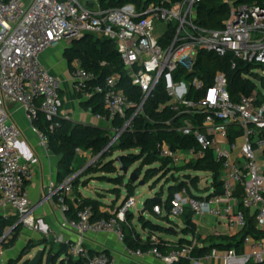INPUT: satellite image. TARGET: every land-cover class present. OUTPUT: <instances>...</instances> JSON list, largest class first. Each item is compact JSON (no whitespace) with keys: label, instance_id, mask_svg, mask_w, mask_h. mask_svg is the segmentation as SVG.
<instances>
[{"label":"built area","instance_id":"1","mask_svg":"<svg viewBox=\"0 0 264 264\" xmlns=\"http://www.w3.org/2000/svg\"><path fill=\"white\" fill-rule=\"evenodd\" d=\"M201 1L180 0L171 4L156 0L143 10H136L133 4L100 9L97 4L89 8L78 0H0V214L12 212L23 227L35 231L43 224L34 218L25 190L33 172L18 149L21 130L10 121L5 104L12 102L22 109L39 145L49 151L47 134L33 126V121L40 112L49 129L57 127L55 118L61 115L63 100L59 81L46 70L39 56L52 45L70 43L92 33L112 42L132 84L141 92L138 103L129 99L116 88V75L92 86L94 74L82 68L77 60L71 62L73 93L85 101L95 94L102 97L106 114H94L95 117L108 124L116 117L125 120L123 128L112 136L113 142L131 126L133 118L142 112L145 101L163 80L170 98L167 104L185 115L177 131L192 136L195 146L171 149L160 143L159 156L169 160L170 166L181 167L204 158L211 151L220 164L219 192L209 178L205 181L209 189L206 196L192 195L182 188L173 194L171 216L180 217L188 210L193 220L206 216L241 230L246 227L248 212L254 215L256 226L264 229V96L260 97L256 87L248 95L232 100L226 76L221 71L214 74L210 84L197 76L188 83L172 81V74L178 69L193 71L199 51L217 56L230 51L237 60L264 64V7L235 6L232 0H222L230 7L229 18L222 29L206 30L194 22L195 6ZM189 87L198 94L197 98L187 97ZM128 110L133 113L125 118ZM88 111L92 113L90 108ZM197 118H201L200 123H193ZM83 154L76 149V157ZM52 191L58 195L64 212V198L72 192L70 178H65ZM134 206L135 200L131 197L119 204L109 217L97 219L93 218L92 206L78 209L75 219L61 222L62 228L73 230L80 238L76 244L66 242L68 253L73 258H83V264H115L109 254L89 255L81 247V240L88 234L114 233L122 242L121 223ZM152 212L161 215L164 210L156 204ZM154 239L152 236L151 240ZM56 242H61V238ZM197 246L199 243L193 236L188 243L164 255L156 249L147 253L164 264H173L182 258L192 264H264V238L246 235L241 252L211 248L195 259L191 254ZM127 254L138 257L144 253L128 249Z\"/></svg>","mask_w":264,"mask_h":264},{"label":"trees","instance_id":"2","mask_svg":"<svg viewBox=\"0 0 264 264\" xmlns=\"http://www.w3.org/2000/svg\"><path fill=\"white\" fill-rule=\"evenodd\" d=\"M89 1V0H88ZM156 0H95L89 1L86 7L94 8L97 4L100 9L116 8L126 4H133L136 10L145 9L150 3ZM180 0H167L168 3H176ZM235 6L240 4L258 5L264 7V0H232ZM230 7L222 0H202L195 6L194 22L198 27L206 30H220L224 26V22L229 18ZM171 31H169L170 34ZM64 57L69 64L73 60H77L82 68L94 74V80L91 85L103 84L105 79L109 76L116 75L117 83L116 88L123 91L129 99L138 103L141 100L140 90L131 82V78L124 66L118 52L114 48L111 41L108 39L98 37L92 33H86L78 39H73L68 48L64 51ZM235 67L232 68V64ZM259 66L264 70V64L246 63L241 60L235 59L232 52L228 51L223 56H217L212 52L199 51L196 56V61L192 72L178 69L172 74V81L188 83L193 76H197L204 80L205 83H212L214 74L221 71L225 74L227 79V88L232 100H237L241 95H248L256 88L253 78H259L253 73V67ZM264 86V79L259 78ZM198 94L195 93L192 87H189L187 97L189 99L197 98ZM170 100L165 90L164 81H159L151 96L145 101L143 110L137 114L131 126L121 132L115 143L106 147L110 142L115 132L121 130L124 126L125 120L116 117L107 128L96 127L92 125H84L75 122L63 115L57 116V127L49 129V123L45 120L44 116L38 112L37 119L33 121V126L44 131L48 137V149L56 157L58 180L62 181L72 174L73 162L76 158V149L83 152H88L91 158H98V165L96 167H89L85 170L84 175L92 173L112 174L117 172L113 164L111 155L114 150H136V153L121 155L122 165L129 168L132 164L139 162V166L134 170L139 176L142 168H146L143 180L148 182L153 178L165 179L170 181L167 189V198L165 201L154 202L147 200L146 204L152 207L156 204L162 206L164 210L163 219H168L171 216V202L173 194L182 188H186L192 195H194L185 180H189L193 187L197 184L198 172L209 174V179L212 181L213 187L216 192L220 189V175L221 167L219 162L215 161L212 152L207 151L204 158L197 159L190 162L185 166L173 167L170 166V161L161 158L158 153V144L165 143L171 149H186L195 146V141L192 136H186L177 131L185 118L184 114H178L177 111L172 109L167 103ZM261 99H259L260 101ZM87 109L90 108L93 114H106V110L102 103L100 94H95L92 99L84 102L83 104ZM133 110H128L125 118H129ZM201 118L193 120V123H200ZM233 135L230 136L232 138ZM109 157L108 160L103 161L104 158ZM194 172V175L186 172ZM182 173V181H179V175L174 173ZM103 174L98 175L100 178L107 179ZM167 178V179H166ZM116 183L117 178H110ZM74 185H72L73 188ZM136 184L127 181L124 184L126 195L120 204L126 202L129 198L134 197V190ZM112 191H117L114 188ZM160 197V196H157ZM58 199V195H56ZM102 202L99 199L85 198L79 193L75 194L74 200L70 201L67 197L64 198L63 205L65 207V215L67 219L72 220L76 218L78 209L84 206H92L93 218L109 217L111 213H102L100 206ZM184 228V234H194L195 224L192 222V213L188 210L181 216ZM247 224L246 227L238 230L233 235L218 234L206 236L202 242L208 241L210 246L200 247L197 246L193 249L191 256L199 259L211 248H218L221 250L234 249L236 252H241L243 249V238L246 235H251L256 238H264V229L256 226L254 215H249L246 212ZM16 216L4 217L0 214V240L4 236L6 229L11 228L17 232L21 225L14 226ZM140 223L144 229H147L149 236L143 240L132 224V214L128 212L126 221L121 223L123 231L122 243L129 250H140L142 253H147L150 250L156 249L160 254L164 255L171 249L177 248L182 244L189 242L187 239H181L177 242L169 241L161 236V234H171L175 230L166 228L159 224H154L149 220H145L141 215L139 217ZM152 235L155 239L151 240ZM13 243V241H11ZM10 243V244H11ZM6 245L4 239L1 240L0 250ZM69 244H59L57 252L54 253L51 249L47 254V259L51 254L54 257L51 262L46 264H56L58 259L62 258L59 264H83V258H73L68 253ZM105 253L106 251L94 253L88 251L89 255ZM28 264V260L24 262ZM173 264H192L187 258H182ZM256 264V263H252Z\"/></svg>","mask_w":264,"mask_h":264},{"label":"crops","instance_id":"3","mask_svg":"<svg viewBox=\"0 0 264 264\" xmlns=\"http://www.w3.org/2000/svg\"><path fill=\"white\" fill-rule=\"evenodd\" d=\"M78 1L84 6H86L87 2L89 1L95 2V0ZM69 45L70 43L67 41L57 43L47 48V52L43 55L41 53V55L39 56V59L46 70L52 71L51 75L59 81L60 95L63 100V105L60 113L64 117H67L75 122H79L84 125L107 128L109 127V124L103 120H98L93 113L89 112L88 109L83 105L86 101L82 98H79L72 91V80L70 76L71 64H69L64 57V51L69 47ZM59 64L65 65L63 73H58V71H56V68ZM15 110H17V112L19 113L22 109L19 106H16ZM10 121L15 123L21 130V136L18 140V149L20 154L22 155V159L30 164L33 172L32 179L27 181L25 184V190L28 194L30 206L33 208V215L35 219L42 220L43 224L42 226H40V231L22 228L18 232V235L16 232V237L14 238L12 245L4 246L0 250V264H8L9 261L17 260L21 249L30 241H35V243L37 244H45V246L48 245L49 249H51L52 247L50 245V243H52L51 241L54 242L53 245L56 246L57 249L59 244H66V242L76 244L80 241L79 236L73 230L61 227V222L67 219V217L62 211V204L58 201V199H56V194H52V190L56 189L64 181L58 180V157H56L51 151L44 150L39 145L37 135L31 129L30 124L23 120V118H14L10 115ZM87 155L88 159H90V155L87 152H84V154L80 157L87 158ZM87 175V177H93L89 182L94 181L95 179L101 180L98 175ZM107 179L109 180L110 178ZM182 180L183 179H179V181ZM185 182L187 183L191 192L195 190L191 186L189 180H185ZM120 184L121 188L125 191L124 184H122V182ZM116 188L117 191H112V194L115 197L113 198L107 196L108 202H105L104 199H106V195H104L100 191L105 190L109 192L110 189H105L102 187H91L89 188V190L88 187L79 182L75 183V186H73L72 188V192L67 194L66 197L70 201H73L75 194L79 193L85 198L99 199L100 202H102L99 208L100 211L102 213H111L121 203L126 195V191L124 195H121L122 190L118 187ZM199 188L200 186L196 190H199ZM204 188L207 190L206 182L204 184ZM84 190H86V192H88V190L92 191V193L97 196L92 197L91 195L84 193ZM157 196H160L162 201H165L167 198V191L165 197L162 193L154 195V197ZM147 200L152 199L147 198L144 201L143 209L137 212L136 217L141 231L137 228L138 225L135 223L136 219L134 213L130 212L132 214V224L143 240H146L147 236H149V232L147 229L143 228L142 224L140 223L139 217L141 215L144 217L147 212L157 216L164 223V225L161 226L175 230L171 234H161L163 238L173 242H177L181 239L189 240L193 236H196L197 242L199 243L200 247H208L210 246L208 241L202 242V240L206 236L218 234L233 235L238 231H233L232 227L226 225V223L222 220L209 219L208 217L203 216L201 218H196L195 220L191 219L195 224V233L193 235L190 233L184 234L183 228L185 226L181 216L175 217V220H172L171 216L168 219H163L162 216L164 215V212H162L161 215L154 214L150 208L151 206L146 204ZM1 215L4 217L15 216L14 213L8 211L1 212ZM228 229H230L231 232L227 231ZM47 230L49 236H45V234H47ZM40 232H42L44 236ZM152 236L156 237L155 235ZM60 238L61 242H56V240H59ZM81 247L87 251H91L94 253L106 251L114 259L115 264H164L160 259L149 253H144L142 256L138 257H130L127 254L128 249L114 233L88 234L81 240Z\"/></svg>","mask_w":264,"mask_h":264},{"label":"rangeland","instance_id":"4","mask_svg":"<svg viewBox=\"0 0 264 264\" xmlns=\"http://www.w3.org/2000/svg\"><path fill=\"white\" fill-rule=\"evenodd\" d=\"M160 30H163V29H160ZM160 30H156V32L157 33H162V31H160ZM47 50L48 49L44 50L42 52V55L44 53H46ZM64 66H65L64 64L63 65L59 64L57 66V68H56V71H58V73H63V70L65 69ZM252 71L259 78L261 77L262 79H264V70H262V68H260L259 66H255V67H253ZM48 72L50 74H52V71L48 70ZM53 73H54V71H53ZM259 78L255 77V78H253V80H254V82L256 84V87H257V89L259 91L260 97H262V96H264V86H262V81H260ZM16 106H18V105L15 104V103H12V102H7L5 104V108H6L7 112L9 113V115H11L14 118L21 117V119L23 118V120H25L27 123H29L25 119V116H24L22 110L19 113L17 112V110H15ZM113 143H115V141ZM136 152H137L136 150H124V151H122V150H114V152L111 155V159L113 161V164L116 167V171L117 172L112 173V174L111 173L110 174H108V173L107 174L99 173V174H103V176H106L107 178H117V176H118V179L116 181L117 182L120 181V182H122V184H125L128 181L129 173L134 171L139 166L140 163L136 162V163L132 164L128 168V175H124L122 172L119 171L118 164L115 162V158L117 156L127 155V154H131V153H136ZM89 158L90 159H88V155H87V158L86 157L85 158L84 157H80V158L76 157L75 158V161L73 162V166H72V174L69 176L71 185H74L75 183L81 182L83 185L88 187V189L91 188V187H102V188H105V189H110L111 192L109 190H108L109 192H107L105 190L104 191L103 190L100 191L104 195H106V199H104L105 202H108L107 201L108 200L107 196L113 197V198L115 197L112 194V190L114 188H116V187L120 188L122 190L121 191V195H124L125 191L121 188V184L119 185V183H116L112 179L108 180V179L100 178L101 180L95 179L94 181L89 182L90 179L93 178V177H87L88 175H84L83 176V174H84V172H85V170L87 168L96 167L98 165V161H99L98 158H96V157H94V158L89 157ZM108 158L109 157L104 158L103 161L108 160ZM145 169L146 168H144V167L142 168V171H141V173L139 175L140 179H143V175H144ZM174 173L176 174V176L180 175L179 178L182 179L183 172L182 173L180 172L179 174L176 173V172H174ZM186 173H190L191 175H194V172H191V171L190 172L188 171ZM92 174H95L94 176L99 175V174H96V173H92ZM197 175L199 177L196 179L197 180L196 186L193 187V185H191L195 189V190L192 191V193L194 195H198V196H206L207 194H209V189L206 190L204 188V184H205L206 179L209 177V174L208 173H204V172H198ZM170 183H171L170 181H166L165 179H161L160 178V180H159V178H153V179H150L148 182H146L142 186H139V185L136 184V188L134 190V195H133L134 196L133 199L135 200V206L130 209V212L134 213L135 219L137 217V212L141 211L143 209V203H144V201L147 198H151L152 199V198H154L155 194H159V193H162L163 196L165 197L166 191H167ZM199 186H200L199 190H196ZM80 188H81V186H80ZM89 190H88V192H86V190H84L83 192L87 193L88 195H91L92 197H96L97 196V195H94L92 193V191H89ZM144 217H145V220H149L150 222H152L154 224L164 225V223L157 216H155L153 214H150V213L147 212ZM208 218L212 219L210 217H208ZM171 219L175 220V217L171 216ZM135 223L138 225L137 228L141 231V228H140V225L137 222V219L135 220ZM22 228H25V227H23L21 225L20 229H22ZM20 229L17 231V235H18V232L20 231ZM232 230L233 231H237L236 228H232ZM227 231L231 232L230 229H228ZM40 233H42V232H40ZM4 235H5V238H4L5 244L6 245H8V244L12 245L11 241H13L14 238L16 237V232L13 229L8 228L4 232ZM42 235H43V233H42ZM45 236H49V233L45 234ZM51 242L52 243H50V245L52 246V249H53L52 251L54 253H56L57 252V247L53 245L54 244L53 241H51ZM38 245H40V246H38ZM38 250H44V255H43V258H42V264H46L47 254L49 252V246L48 245L45 246V244H37V243H35V241L28 242L26 244V246H24L21 249L17 260L9 261L8 264H24V262L26 260L29 261V259L32 258L36 254V252ZM22 258H23V260H22ZM56 264H59V262L57 261ZM250 264H252V263H250Z\"/></svg>","mask_w":264,"mask_h":264},{"label":"water","instance_id":"5","mask_svg":"<svg viewBox=\"0 0 264 264\" xmlns=\"http://www.w3.org/2000/svg\"><path fill=\"white\" fill-rule=\"evenodd\" d=\"M112 142H113V139L110 140V142L107 144L106 147H109L112 144ZM115 162L118 164L119 171L122 172L124 175H128V168L122 165L121 156H117L115 158ZM128 180L139 186H142L145 184V181L143 179H140L139 176L135 173V171H132L129 173ZM152 201L161 202L162 199L160 197H154L152 198ZM18 225H21L20 220L16 219V222L13 227L18 226ZM4 238H5V235L2 237V239ZM1 240H0V243H1ZM43 255H44V250H38L36 254L32 258L29 259L28 264H42ZM53 257H54V254H51L48 257L47 262H51ZM61 260L62 258L58 259V262L60 263Z\"/></svg>","mask_w":264,"mask_h":264}]
</instances>
